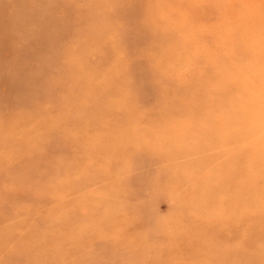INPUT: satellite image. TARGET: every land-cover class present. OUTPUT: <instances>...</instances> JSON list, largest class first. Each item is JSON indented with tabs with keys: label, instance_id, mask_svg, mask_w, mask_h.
Wrapping results in <instances>:
<instances>
[{
	"label": "bare ground",
	"instance_id": "obj_1",
	"mask_svg": "<svg viewBox=\"0 0 264 264\" xmlns=\"http://www.w3.org/2000/svg\"><path fill=\"white\" fill-rule=\"evenodd\" d=\"M38 1L0 0V164L8 165L13 175L11 183H8L9 179L0 178V210H6L8 204L21 198H34L39 202L49 200L48 197H37L33 183L26 184L21 180L37 173L42 157L56 152H62V158H68L77 170L72 173L69 163H54L53 169L58 173L65 171L66 175L63 180L53 179L49 188L64 190L91 183H101L107 188L119 181L128 186L133 183L134 191L126 189L123 194L131 207L136 204V195L149 189L151 183L145 180L142 184L141 179L153 167V181L160 188L167 186L169 203L180 209L181 217H184L181 225L176 220L166 226L152 225L154 231L148 236L159 237L166 243L153 248L178 257H183L184 253L199 257L213 252L206 264H255L256 260L247 257L245 247L226 246L225 239L228 235L241 234V228L237 227L240 218H255L239 216L235 209L241 202L253 203L241 197L253 193L250 185L241 186L236 181L257 172L254 165L264 164V0H246L249 10L238 17L230 15V10L225 7L228 2L224 0H167L172 3L173 13L182 18H174L175 23L172 17L161 19L159 16L156 19L161 22L160 27L154 26L152 19L148 22L140 20L145 16L143 7L153 6L154 0H83L81 6H77V0H46L42 12L35 9ZM52 6L63 10L64 16L50 14L48 11ZM40 15L45 18L39 19ZM200 21H204L208 31L196 26ZM74 26H79V34L89 33L90 43L94 46L98 43L99 48L106 51L104 56L108 57L115 49L106 38L112 34L129 47L156 38L168 42L169 47L161 51L164 60L153 65L155 71L152 74L141 76H144L142 67L145 65L146 68L152 61L147 53L142 57H122L117 61L124 69L121 75L104 72L107 81L102 85L74 82L68 86L70 94L65 99L60 97L67 87L63 78L67 73H73L77 78L84 71L68 66L59 80L46 76L59 67L57 64L71 50L70 46L64 45V40L71 35ZM203 41H209V44L203 45ZM214 60L224 62L215 66L210 62ZM182 62L190 65L184 78L173 81L162 74L173 63ZM199 67L205 71L200 72ZM121 87L128 90L137 87L145 94L149 93L147 96L152 94L158 107L153 113L162 120L168 117L175 120L181 116L190 122V127H177L172 142L176 149L168 157L179 159L193 177H185L180 170L173 173L163 166L167 156L159 148H136L135 127L123 120V111L132 102L128 105L126 100L118 103L108 100L123 97ZM86 88L96 91L89 93ZM77 95L100 106V111L91 118L92 124H99L108 134L112 130L123 133L103 143L92 144L80 131L71 137L63 133L65 116L58 128L52 124L34 128L27 120L20 119V114L10 124L14 116L10 111L14 112L18 107L32 105L45 97L54 100L56 108L70 110ZM229 97L232 100L226 101ZM172 103L179 105L178 111L172 109ZM183 129H187V134ZM158 132L168 134L170 129L164 125ZM101 152L108 155L102 163L114 162L111 166L98 168L97 156ZM83 153L89 156H83ZM144 162L150 166H143ZM249 165L255 168H249ZM26 166L28 171L24 170ZM102 179L108 182L104 183ZM172 184L174 186H170ZM101 191L103 193L91 204L90 197L85 198V211L80 208L66 210L67 214L60 213L48 225L30 229L29 237L0 228L3 264H81L83 259L91 264H121L125 260L130 264H167L154 256L141 260V254L149 250L143 245L145 237H130L131 232L124 230L127 239L106 240L102 243L101 253L93 252L92 257H87L92 251L87 249L84 241L96 233V225L92 222H100L103 230L122 227L127 231L132 225L148 223L145 216H135L128 221L125 217L121 219L113 208L116 194ZM71 200V196L57 198V208H63ZM220 204L226 207L212 208ZM192 205L194 212L190 211ZM57 208L53 207L51 211H63ZM25 215L21 224L34 212L26 211ZM4 217L0 214L1 220ZM258 218L261 220L264 214L260 212ZM84 220H89L86 226ZM39 228L49 230L41 241L36 242L32 237L40 233ZM55 228L62 230V234L54 235L52 230ZM215 236H220V241L211 239ZM50 243L59 246L52 248ZM112 259L117 262H111Z\"/></svg>",
	"mask_w": 264,
	"mask_h": 264
},
{
	"label": "rangeland",
	"instance_id": "obj_2",
	"mask_svg": "<svg viewBox=\"0 0 264 264\" xmlns=\"http://www.w3.org/2000/svg\"><path fill=\"white\" fill-rule=\"evenodd\" d=\"M45 1L46 0L38 1L35 4V9L42 12L45 6ZM214 1L221 2V0ZM224 1L228 2L225 7L230 10L229 13H231V16L238 17V15H241V13H243L244 11L249 10L248 2L246 0ZM170 4L172 5V3L168 2L167 0H154L153 6L149 7L146 5L143 7L145 16L140 20L148 22L152 19L154 21L153 25L156 27H160L161 22L156 19L159 16H161V19L168 17H172L173 19L177 17L182 18V15L173 13ZM81 5H83V0H77V6ZM48 12L50 14H55L58 16L63 15V10H58L53 6L49 9ZM229 13H224L223 15L228 16ZM42 18H45V16L40 15L39 19ZM200 24H196V26L201 27V30H209L204 26V21H200ZM78 28L79 26H74L71 35L69 37H66V39L64 40V45L70 46L71 50L65 57H63L62 61L60 60V62L57 64L59 65V67L56 66L55 68H53L51 72L46 76V78H55L56 80H59L62 73H65L64 68L68 66H73L84 71L83 75L77 78L73 73H67V75L63 78V82L67 87L60 93V97H63L65 99H67V96L70 94V92L68 91V86L74 82H87L90 84L102 85V83L107 81V78H105L103 74L104 72H113L117 75H121L124 69H122L121 66L117 64V61L122 57H125L126 59L130 56L142 57L143 54L147 53L148 56H151L149 58H152V61L150 64H147L146 68L145 65L142 67L144 76H141L145 77L147 75H150L153 71H155V69H153V65L157 66L164 60L160 54L161 51L166 50L169 47L168 42L163 39L157 38L152 39L147 43H140L136 44L135 46L129 47L125 43L121 44L120 38L118 39L115 34H112V36L110 35L106 38H108V42L113 44L115 49L108 57L104 56L106 55V51L99 48L98 43H96V46L90 43L89 33L79 34ZM222 42L224 43V41ZM202 44L207 46L209 44V41H203ZM210 45L215 46L216 44ZM228 46L229 45H225V47ZM88 50L90 52H88ZM210 62L211 64L217 66L224 61L214 60ZM234 68L235 66L231 67L229 69V72L233 71ZM189 70L190 65L188 63L182 62L176 63L175 65L173 63V66H171L170 69L164 71L162 74H165L173 78V81H176L188 75ZM198 70L200 72L205 71V69L202 67H199ZM86 90L89 93H95L96 91L89 90L87 88ZM100 92L102 93V91ZM120 92L123 93V97L117 96L115 98H109L108 100H113L116 103L120 102L121 100H126L128 105H130L129 101L132 102V104L127 107L128 109L126 108L123 111V120L129 122V124H132L135 127L134 132L138 135V139L134 141V145L136 146V148H143L147 146H151L152 148L153 146H155L154 149L159 148V150H161V153L167 156V158L162 163L163 166L169 168L173 173H176V171L180 170L185 177H193L194 174L190 171V169L182 165L179 159L168 157V155L173 153L172 151L176 149V147L172 145V142L175 141V133L178 129L177 127H188V125L190 127V122L186 121L181 116H179V118L175 120L171 117L162 120L158 115L153 113L158 109L156 98L152 94L147 96L146 94L149 93L145 94L137 87L132 90H128L127 87H121ZM75 100L76 103L74 104V107L70 110H65L64 108H56L54 106V100L43 97L37 100L32 105L26 104L22 107L14 109V112L10 111L11 115H14L10 124H13L15 119H18L17 116L20 114V119L27 120L29 124H31L34 128L37 126L49 124L55 125L58 128V123L61 122V119L65 116L67 118V121L63 124V133L71 137L74 136L75 133L80 131V134L83 137L91 140L92 144H98V142L103 143L107 140H110L112 137H116L117 135L123 133L122 131L112 130L108 134L104 128L99 126V124H92L91 118L100 111V106L98 104H91L90 101L82 95H77V98H75ZM230 100H232V97L226 98V101ZM172 104V109L178 111L179 105L176 103ZM165 105H167V102ZM170 108L171 106H169V109ZM7 110L5 112H7ZM131 111L133 114L132 118ZM49 121L53 122L48 123ZM164 125L167 126L168 129H170V133L161 134L158 132V129ZM183 131L185 132V134H187V129H183ZM152 135H154V137H152ZM188 141H190V139ZM83 154V156H89L88 153ZM62 156V152H56L52 155L42 157L38 164L39 168L37 169V173H34L29 177L21 180L26 184L33 183L32 187L35 195H37V197H48L49 200L46 202H39L34 200V198H21L19 201L11 202L7 205L6 210H0V214L5 216L4 220L0 219V228L6 229L8 231H14V234L16 235L18 234L23 235L24 237H29L30 229H32L33 227H43L48 225V222L56 219L60 213L67 214L66 210L70 211L80 208L81 210L85 211L87 207L85 198L90 197L89 204H91L92 202L97 200L100 193H103L101 190H104L107 191V194H116L115 201L113 202V208L118 212V214L121 215V219L125 217L128 221L135 216H145L146 218H148V223L146 225L143 224L142 226L132 225L129 231H127L122 227H120V229L114 228L103 230V226H100V222H92L94 225H96V228L94 229L96 233L89 239L84 241V245H87L88 247L87 249H89V251H92L87 253L88 258L92 257L93 252L99 251V253H101V247L103 246L102 243H104L106 240L120 239L121 241L122 238L127 239L128 235H125L126 233H124L123 230L126 232H131V234H129L130 237H134L136 235H143V237H145V242L143 245L146 246V248H148L149 250L148 253L141 254V260L143 261H146L149 256H154L158 258L160 257L161 259H163L161 261H165V263L167 264H206L211 256L214 255L213 252H210V254L205 253L202 256L195 257L191 253H184L182 254L183 257H178L172 254H162L161 251L159 252L158 249L153 248L156 246H165L166 243L163 242V240L159 237L158 239H156V236H148L154 231V227L152 225L158 223L162 226H166L169 225V223H172V221L174 220L178 221V223L181 225L184 219V217H181V210L169 203L167 199V195L169 193L167 191V186L165 185L164 187L160 188V185L153 181V179L155 178L153 167H151L149 173H145L141 179L142 184L143 182H145V180H147V183H151L149 189L146 188V190H143L141 193L137 194L135 197L136 204L134 207H131L129 204L130 201L125 198L123 194L125 193L124 191L126 189H131L132 191H134V189H132L134 187L133 183V185L130 184L131 186H128L126 183L119 181V184H117V182H114L111 183V185L107 188H104L101 183L72 186L64 190H59L55 187L49 188V183L53 179L63 180L66 175L65 171H62L61 173L56 172L52 167L54 163L57 162L64 165L69 163L72 173L74 171L76 172L77 170L68 158L63 159ZM107 156V154L102 152L97 156V158L99 159V162L97 163L99 169H102L104 166H111V164L114 163H111L110 161L109 163H106V161L102 163L104 158L106 159ZM93 160L95 161V158ZM45 165H51V167H45ZM143 166L150 165L148 164V162H144ZM254 166L256 167L257 172H253L252 174H249L246 177H243L236 181V183L241 186L250 185L253 193L248 197L247 195H241V197L253 203H247V201L244 200L245 202H241L239 205L235 206V209L239 211V216L245 217L246 215H251L255 218L250 220H242L240 218L237 227L241 228V234L232 237L228 235L225 239V245L229 247L243 246V248L245 247L244 249L249 259L256 260L255 264H264V218H262L261 220L258 218L260 212L264 214V164ZM254 166L249 165V168H255ZM9 170L11 169L8 165L2 163L0 164V178L9 179L8 183H11L12 181H10V179H13V175ZM24 170L28 171L29 167H24ZM43 174H45V178H43ZM73 175L74 174H72L71 176ZM118 179L119 178L117 176V181ZM102 181H104V183L108 182L103 179ZM99 186H102L103 188ZM170 186H174V184ZM68 196H71L72 200L63 208H57V198ZM53 207H56L58 210L63 211H57V213L55 211H51V208ZM225 207L226 205L224 204L212 206V208H214L215 210H219V208L223 209ZM26 211H33L34 215H30L27 222L25 221L24 224H21V219L27 216L25 215ZM190 211L194 212L193 205L192 207H190ZM188 214L190 215L189 212ZM218 218L220 219L221 217L218 216ZM88 221L89 220H84L83 225L86 226V223ZM37 224H40V226H37ZM38 230L40 231V233L32 237L33 241L36 242L41 241L43 235L48 233L49 229L45 230L44 228H39ZM52 233L54 235H60L62 234V230L55 228V231L52 230ZM211 239L218 242L221 238L220 236H215ZM50 245L52 248L59 246L58 243H50ZM177 247L182 248V245H178ZM2 261L3 254L2 252H0V264L4 263ZM110 261L115 263L117 262V260L115 259H112ZM27 263L30 264L31 262H26V264ZM130 263V261L128 262L127 260H125L121 264ZM81 264L91 263L83 259V262Z\"/></svg>",
	"mask_w": 264,
	"mask_h": 264
}]
</instances>
